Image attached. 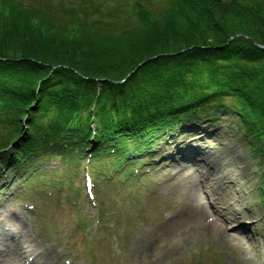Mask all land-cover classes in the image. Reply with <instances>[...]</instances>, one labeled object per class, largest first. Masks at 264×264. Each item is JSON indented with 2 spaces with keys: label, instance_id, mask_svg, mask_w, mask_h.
<instances>
[{
  "label": "trees",
  "instance_id": "obj_1",
  "mask_svg": "<svg viewBox=\"0 0 264 264\" xmlns=\"http://www.w3.org/2000/svg\"><path fill=\"white\" fill-rule=\"evenodd\" d=\"M263 46L264 0H0V178L134 181L166 131L219 110L264 146Z\"/></svg>",
  "mask_w": 264,
  "mask_h": 264
},
{
  "label": "rangeland",
  "instance_id": "obj_2",
  "mask_svg": "<svg viewBox=\"0 0 264 264\" xmlns=\"http://www.w3.org/2000/svg\"><path fill=\"white\" fill-rule=\"evenodd\" d=\"M225 102L230 104L229 99ZM190 123L200 125V134L186 138L179 130L167 132L154 149L162 148L164 138L171 140L173 134L178 135L179 148L202 135L204 140L197 146L203 144L215 152L205 155L208 160L224 157L219 170L211 169L209 176L217 180L209 181V186L201 180L206 168L196 170L190 159L179 156L176 162L166 161L144 172L139 169L134 181H96L94 198L87 191V173L80 167L73 190L56 187L51 195L42 190L46 187L42 182H37L38 191L21 192L19 180L10 184L5 180L1 187V178L0 210L16 213L38 245V251L25 257L24 263L264 264V182L260 176L264 146L248 142L236 116L228 111L219 110L214 117L202 114ZM256 147L262 157L256 155ZM52 166L57 164L42 163L39 168L47 173L45 181L55 183L60 173L51 172ZM88 174L93 177L91 170ZM98 215L103 219L100 225H96ZM213 223L218 225L216 232L209 228Z\"/></svg>",
  "mask_w": 264,
  "mask_h": 264
},
{
  "label": "bare ground",
  "instance_id": "obj_3",
  "mask_svg": "<svg viewBox=\"0 0 264 264\" xmlns=\"http://www.w3.org/2000/svg\"><path fill=\"white\" fill-rule=\"evenodd\" d=\"M194 130L195 129H190V131ZM179 134L185 136L188 133L183 132ZM193 139L189 143H184L183 140V146L181 148L184 150L186 159H190L195 166L194 169L200 171L206 168L208 172H203L201 180L209 186V181L212 182L217 180V177L211 178L209 176L211 169L219 170L221 166H223L224 157L219 156V158H214L210 162L205 155L213 154L212 150H207L203 144L197 146L200 144V141L204 140V137L195 135ZM164 152L166 157L168 154L170 156L168 159L163 160L162 164H165L166 161L176 162L177 156H180L179 150L172 151L171 147L165 146ZM193 155L196 157L194 158ZM186 159L184 158L183 160ZM202 209L204 210V208ZM23 224L24 222L22 221L21 223V221L17 219L16 213L11 209L2 208L0 210V264H25L23 259L28 255L33 254L35 251H38L36 240L27 233ZM237 226H239V224H237ZM209 228L216 232L218 230V225L213 223ZM41 254L42 251L39 250V256H41ZM42 258L46 260L49 259L48 256H42Z\"/></svg>",
  "mask_w": 264,
  "mask_h": 264
}]
</instances>
